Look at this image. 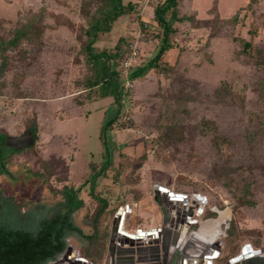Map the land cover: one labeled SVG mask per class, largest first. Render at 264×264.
Segmentation results:
<instances>
[{
  "label": "rangeland",
  "instance_id": "obj_1",
  "mask_svg": "<svg viewBox=\"0 0 264 264\" xmlns=\"http://www.w3.org/2000/svg\"><path fill=\"white\" fill-rule=\"evenodd\" d=\"M101 1L0 0V133L35 128L38 137L9 159L16 200L51 207L61 200L55 192L73 188L84 202L74 220L85 234L108 236L103 226L109 231L127 206L135 210L126 214L128 231L159 229L146 204L163 188L189 201H167L174 218L173 206L187 215L194 205L201 238L220 235L216 264L264 247V0H178L186 19L172 22L171 49L131 90L123 86L119 103L90 87L85 32ZM163 1L123 0L133 9L94 44L116 54L121 79L133 47L137 67L158 53L154 10ZM24 28L27 36L12 44ZM9 181L0 177V188L9 192ZM101 198L109 207L93 227ZM219 219L218 230L210 226Z\"/></svg>",
  "mask_w": 264,
  "mask_h": 264
},
{
  "label": "trees",
  "instance_id": "obj_2",
  "mask_svg": "<svg viewBox=\"0 0 264 264\" xmlns=\"http://www.w3.org/2000/svg\"><path fill=\"white\" fill-rule=\"evenodd\" d=\"M177 2L178 0H164L155 8L154 20L163 30L160 48L148 64L131 69L130 80L140 78L149 70L157 68L162 55L171 49L169 34L173 32L172 22H182L186 19L178 17ZM132 9L130 2L124 5L123 0H102L96 16L92 17L89 28L85 32L87 37L86 58L94 70V79L90 87L99 88L100 98H114L118 103L121 90L123 92L125 90L120 79V71L117 69L119 64L115 59L116 54H110L107 51L96 52L94 44L100 34L110 32L112 24ZM167 15L170 16V20H166ZM28 32L25 28L23 31H16L12 44L26 37ZM245 47L248 45L245 44ZM112 123L110 121L108 126L110 127ZM30 130L35 133V128ZM7 136L0 133V177L10 180L9 192L6 188H0V264H46L65 249L68 237L77 239L88 252V256L89 254L92 256L98 240L96 236L99 235L85 234L74 222V214L84 204L73 188L64 187L63 190L55 192V196L60 195L61 200L51 207L41 201L31 200L25 208L16 200L15 197L19 193L18 190L16 191L18 182L17 177L9 170V159L19 151L6 146ZM48 173H50L49 170ZM32 174L40 176L37 172H32ZM14 178L16 181L12 182ZM97 201L101 203V206L93 218V227L107 208L103 200L98 199Z\"/></svg>",
  "mask_w": 264,
  "mask_h": 264
},
{
  "label": "flooded vegetation",
  "instance_id": "obj_3",
  "mask_svg": "<svg viewBox=\"0 0 264 264\" xmlns=\"http://www.w3.org/2000/svg\"><path fill=\"white\" fill-rule=\"evenodd\" d=\"M27 130L31 131L34 138L37 137L36 133H34L32 130ZM172 209H175L176 211L174 206ZM194 212V205L191 206L190 212L187 215L183 214L182 211L179 212L180 219L186 226H188L187 228L190 229L187 237H185L183 240L181 239V241L179 240L178 243L176 241V243L173 244V237H171V235H166V238L164 239L166 242L165 247L163 248L161 245H158L160 246L159 252H144L145 257H147L148 260H151L152 257H157L159 258V263L161 264H207L208 261H210V264H216V259L224 255L222 250L223 244L221 241L217 240L218 238L209 241L203 240L201 238L202 235L199 234L200 230L196 229L195 224L191 223V221L194 220ZM125 217L126 216L123 214L122 220L126 221ZM171 217L174 218L172 213ZM112 224L108 236H105V238L103 235L96 236L98 238L94 246L96 253H94L92 256H90V254L88 256V252L80 243L78 249L73 251V249L68 245V240L72 238L76 242L79 241L73 237H68L66 239L65 249L52 261L46 264H135L134 258L136 259V256H132L133 258L131 260H122L120 259L121 257L118 256V241L122 240L121 237H116L114 241L115 245L112 248L109 247ZM192 229L196 232L194 231L191 233L190 231ZM254 250L256 252L252 250L246 251L248 255L251 254L250 257L241 259L239 262H232L236 257H230L226 261V264H264V247H256ZM213 256H215V258H213Z\"/></svg>",
  "mask_w": 264,
  "mask_h": 264
},
{
  "label": "water",
  "instance_id": "obj_4",
  "mask_svg": "<svg viewBox=\"0 0 264 264\" xmlns=\"http://www.w3.org/2000/svg\"><path fill=\"white\" fill-rule=\"evenodd\" d=\"M37 139V137H33L31 131L25 130L19 137L7 136L6 146L18 151L33 146ZM155 204L159 208V213L161 215V227L159 229H149L144 232H141V230L138 229L135 234L130 235L122 231L123 220H121L120 214H116L111 228L109 247L112 248L115 245L114 241L116 237L122 238V240L118 241L119 244L117 248L118 256L121 257L120 259L131 260L133 258L132 256H136V259L134 258L135 264H148V262L149 264H161L159 263V258L157 257H152L151 260H148V258L145 257L144 252H159L160 246L158 245H161L163 248L166 245V242L164 241L166 235H171V237H173V244L176 243L180 234L178 224H180V226L184 224L180 219V209L177 207V217L172 218L169 211L170 209L164 207L159 201H155ZM188 230L189 229L186 230L187 234L189 233ZM250 248L254 250L251 246H248V250H251ZM245 251L246 250L242 251V253L239 254V256H237L232 262H239L241 259L250 257L251 254L248 255ZM254 252L256 251L254 250ZM215 256H213V258H215ZM207 264H210V261H208Z\"/></svg>",
  "mask_w": 264,
  "mask_h": 264
},
{
  "label": "crops",
  "instance_id": "obj_5",
  "mask_svg": "<svg viewBox=\"0 0 264 264\" xmlns=\"http://www.w3.org/2000/svg\"><path fill=\"white\" fill-rule=\"evenodd\" d=\"M108 98H110V97H108ZM102 99H106V98H100L99 100H102ZM163 188H160V190H154V192L155 193H153V196H152V202L150 203H147L146 205L147 206H149L148 208H149V210H150V207H151V210H153V211H155V213H157V215H158V217H159V221L161 222V216H160V213H159V208L156 206V204H155V201L157 202V201H159V202H161L162 204H163V206L164 207H167L168 209H171V208H169V205H168V202H170L171 204H173V205H176L175 203H182V206H184L185 207V205L186 204H188V199H187V197H185L182 193H176V192H174V191H171V190H162ZM158 192L159 193H162L164 196H162V194H158ZM174 193V194H173ZM165 195L167 196V198L168 199H166L165 198ZM79 197V196H78ZM79 199H81V198H79ZM101 200H103V202H105L106 204H107V208L109 207V203L104 199V198H101ZM153 200H154V202H153ZM177 200H179V201H177ZM193 200H196V202H197V204H198V210H202L203 209V207H201V206H203V205H205L203 202H202V200L197 196V197H195V198H193ZM83 201V200H82ZM168 201V202H167ZM140 202V204H142V203H144V201L143 200H141V201H139ZM147 202V201H146ZM83 204H84V202H83ZM136 204L138 205V202H136ZM166 204H167V206H166ZM201 205V206H200ZM176 207V206H175ZM107 208H106V210H107ZM82 209V208H81ZM180 209V208H179ZM80 210V209H79ZM106 210H105V212H106ZM124 214H129V215H131L132 213H134L135 212V210L134 209H132V208H128V206H127V208H122V207H120L118 210H117V212H116V214H120V218H121V220H122V213ZM176 211H177V208H176ZM183 211V214H185V212H184V210H182ZM194 211H196V209H195V207H194ZM140 212H142V211H140ZM143 213H145L144 211H143ZM175 213V212H174ZM174 213H173V215H174ZM116 214H115V216H116ZM171 214V213H170ZM115 216H114V218H115ZM174 217V216H173ZM194 217H195V215H194ZM74 218V217H73ZM114 220V219H113ZM191 221V220H190ZM74 222L76 223V225H78V226H80L75 220H74ZM112 223H113V221H112ZM111 223V224H112ZM191 223L192 224H195V226H196V229H198V230H200V226H199V223H198V220H196V219H194L193 221H191ZM111 224H108L107 225V227H108V229H109V231H110V227H111ZM106 225V224H105ZM184 226H186L185 224H183V225H181L180 226V224H178V227H179V231H180V234H179V237L177 238V243L179 242V240L181 241V239L183 240L185 237H187L188 236V234L186 233V231H185V234H184V232H183V227ZM186 227H188V226H186ZM106 228L103 226V232H105V233H108L109 234V231H106L105 230ZM190 230V229H189ZM188 230V231H189ZM195 230H191L190 232L192 233V232H194ZM196 232V231H195ZM200 234V233H199ZM200 235H202V234H200ZM246 250H248V247H246ZM249 251V250H248ZM217 256V255H216Z\"/></svg>",
  "mask_w": 264,
  "mask_h": 264
},
{
  "label": "built area",
  "instance_id": "obj_6",
  "mask_svg": "<svg viewBox=\"0 0 264 264\" xmlns=\"http://www.w3.org/2000/svg\"><path fill=\"white\" fill-rule=\"evenodd\" d=\"M137 61L138 51L136 47H133L131 53L121 62V68L126 75L122 79H120L126 89L131 90L134 85V80L129 79V73L131 69L135 67L134 65H136Z\"/></svg>",
  "mask_w": 264,
  "mask_h": 264
},
{
  "label": "bare ground",
  "instance_id": "obj_7",
  "mask_svg": "<svg viewBox=\"0 0 264 264\" xmlns=\"http://www.w3.org/2000/svg\"><path fill=\"white\" fill-rule=\"evenodd\" d=\"M174 194V193H173ZM121 212V211H120ZM122 213V212H121ZM125 216H126V214H125ZM126 218V217H125ZM126 220V219H125ZM220 220V219H219ZM222 223V221L220 220V221H212V222H210V226H212L213 228L216 226V228H217V230L219 229V226H220V224ZM209 225V224H208ZM211 230V229H210ZM214 230V229H213ZM216 230V231H217ZM122 231H124V232H126V233H128V234H135V232H130V231H128L127 229H126V227H125V221L123 220V225H122ZM141 232H144V230H142L141 229ZM205 236V235H204ZM217 236H220V235H217ZM217 236H216V238H217Z\"/></svg>",
  "mask_w": 264,
  "mask_h": 264
}]
</instances>
